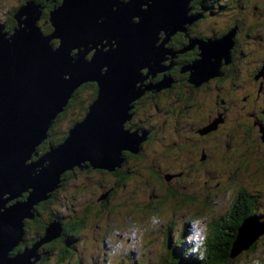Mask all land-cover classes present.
I'll return each mask as SVG.
<instances>
[{"label":"water","instance_id":"1","mask_svg":"<svg viewBox=\"0 0 264 264\" xmlns=\"http://www.w3.org/2000/svg\"><path fill=\"white\" fill-rule=\"evenodd\" d=\"M190 1L62 0L50 11L51 30L43 33L36 24L37 5L27 0L10 34L0 24V264H31L38 245L61 234L60 220H53L34 245L12 253L20 243L24 220L60 186L65 169L86 159L112 172L122 164L123 149L139 150L145 132H129L123 126L135 99L133 90L140 89L139 95L145 88L166 85L165 75L155 84L143 82L149 74L167 69L161 64L169 58L165 54L174 55L165 46L167 38L196 18L189 13ZM54 38L59 40L56 46ZM227 39L228 34L201 40L199 47L210 50ZM202 62L189 63L192 75L201 71ZM85 80H96L95 99L61 142L49 143L40 152L52 119L72 89ZM246 218L237 227V241L250 242L264 230L257 215Z\"/></svg>","mask_w":264,"mask_h":264},{"label":"rangeland","instance_id":"2","mask_svg":"<svg viewBox=\"0 0 264 264\" xmlns=\"http://www.w3.org/2000/svg\"><path fill=\"white\" fill-rule=\"evenodd\" d=\"M22 0H0V22L4 24V26L7 27L5 20H8L9 17H11L10 10L15 5L19 4V2ZM193 4L196 0H191ZM221 4L216 3L213 6V11L210 9V12L208 14L209 22L211 25H215L213 19H216L218 23L221 22L220 16L213 17L212 15L216 13V11H219L220 13L224 14L225 19L232 20L233 18H230V14H235L236 8L235 7V0H220ZM252 2H255L252 0ZM259 6L262 9V12L260 14L254 15L251 12L252 7H244V12L246 15L241 14L237 15V20L242 22V25H239V28H237L236 35H238V38L241 40H245V34L249 33L250 35L255 36L256 31H249V29L243 27V25L255 22L260 23L259 28L257 30L262 29L264 30V0H258ZM21 5L17 7V11ZM228 7V8H227ZM190 9L191 6H190ZM189 9V13H192ZM16 11V13H17ZM14 17L17 18V16L14 14ZM14 19V18H13ZM236 20V19H235ZM188 24V22H187ZM14 25H17L14 23ZM12 26L9 29H12L10 32L13 31L15 26ZM208 25V22L206 20H201L197 24L198 31H201ZM234 29H232L231 32L227 33L229 36V39L224 41V43L221 46H218L216 48L217 54H214L215 56H220L224 51H226V46H233V39L235 40V35L233 36ZM251 40V39H250ZM261 40L263 38L261 37ZM263 42V41H262ZM264 45V44H263ZM206 47V46H205ZM229 47V48H230ZM207 48V47H206ZM232 51V58L231 63L237 62L239 60H243L245 62L251 61L253 58L254 60H258L261 58V52H262V46L255 50L252 46V43H241L240 41H237L234 43V47L231 49ZM212 50H202L198 52V59L206 62L204 63L203 67L201 68V71L194 75H190L193 80H190L187 82L188 77L180 78L177 83L183 84V86L188 90H190V94L181 93L182 97L175 96L173 100H170L173 98L172 94L170 92V86L164 85L159 87V94L157 96L147 97L146 94L142 95L144 93L145 89H152L156 88L153 86L152 88H145L142 93L137 95L139 90H136L137 87L133 90V96H135V101L137 103V107L133 110L134 115L138 116L140 114H144V116L147 115V118L151 115H159L160 113L162 116L169 115L171 113H174L170 118L172 119V126L169 130L162 129L160 130L159 126L162 123L163 119L161 117V121H157L155 124H153V135L155 134V139H157L156 135L159 134L160 140L159 142L163 143H169V144H176L185 141L186 139L183 137L184 134H187L189 136H192L196 134V130L193 129V127H204L205 125L209 124H203L208 121L209 118H221V121L219 122V133L222 135L229 134L228 140L232 143L233 147L235 146H241L242 148H246L248 145L241 144L237 139L236 133H228V129L230 127L228 126H235V124L248 122L249 120L256 123L254 125L256 136L260 140L259 145L257 146L258 149H260L262 152H264V132L263 135L260 137L257 133H259V130L257 128V125L264 127V118L259 119L256 118L258 116V112H261L263 110L264 112V93L261 94L260 91L257 90L258 78H251L248 83V77L249 76H255V73H250V69L252 65L250 64V68H245L244 70L236 69L234 70V67H229L228 70L230 71V75L225 76L222 78L223 82H221L222 85L225 84L224 88H220L213 97V92L207 93L201 96L199 108L193 107V104H190L191 98H196L198 91L196 89H193L190 87V85H194L196 81H200L202 79L208 80L210 74L208 72L213 71L216 69L215 65L210 66L207 63H209L210 57L208 56ZM251 54H253L251 58ZM168 57H170V54L166 53ZM238 56V57H236ZM250 63V62H249ZM256 75L258 77L260 76L261 79L263 78L264 82V70H262L261 66L259 69H256ZM234 70V71H232ZM214 71L213 73H216ZM263 73V74H262ZM177 76V72L175 73V77ZM260 79V80H261ZM214 80V77L211 78L208 83H211ZM141 82V81H139ZM137 82V83H139ZM151 83V82H147ZM201 83V82H200ZM173 85H175L173 83ZM197 85V84H196ZM200 87H197L198 89H203V85ZM158 88V89H159ZM211 90V88H210ZM180 93L181 91L178 90ZM200 93H202L200 91ZM83 94H88V90H84ZM138 97L136 98L137 96ZM201 95V94H200ZM221 95H223L226 99L225 101L221 100ZM87 96V95H86ZM163 97V98H162ZM177 97L179 99H177ZM212 97V98H211ZM203 103H205V106H203ZM226 106V107H224ZM263 106V109H262ZM186 108V109H184ZM190 108L192 110H190ZM255 109V110H254ZM187 110V112H185ZM250 110V111H249ZM254 110V111H253ZM79 106L78 104H75L74 106H71V109L67 110L69 119H73L75 116L79 115ZM218 111V115L216 114ZM129 112V110H128ZM187 113V114H185ZM159 115V116H161ZM255 115V116H254ZM153 117V116H152ZM181 119H178V118ZM175 120H180L179 123ZM187 123L185 125V130L182 131L180 129L179 132L175 130V127L177 125H182L183 123ZM250 122V121H249ZM251 123V122H250ZM247 124V123H246ZM66 124L60 125L61 127L65 126ZM206 134V133H204ZM213 132H208L207 135H211ZM42 143V142H41ZM202 145L205 146L206 149H214L213 147V140L210 138H206V140H202ZM224 150V147L222 144L217 145L215 148V151ZM170 153H177L175 150H171ZM193 153H202L200 151H196ZM135 155H139V153H134ZM162 154V153H158ZM211 154V153H210ZM36 156V155H33ZM199 156V155H196ZM37 157H35L36 160ZM135 164H143V166H150L147 162V160L143 163H140L139 160H137V156L133 157ZM165 160V159H164ZM183 160V163H192L191 158L185 157ZM200 161L205 166L204 168H192L189 170H186L188 166L185 164V166L181 165L183 167L179 173L176 175L174 173H171L170 175L167 174V170L169 168L167 166H163L159 164L158 162H155L154 164L157 165L163 172L162 179L164 181H169L172 183L173 186H176L180 192L179 196H189L192 195L193 199L187 200L184 203H182L180 206L184 207V210H178L176 212H173L172 219H169L167 216L162 217L161 216V210L154 212L150 220L146 221V225L144 229L142 228V231L139 232L135 236L127 237L126 235H122L120 237H116L115 231L113 233H109L106 237V241L108 242V246L112 249H104L102 234L104 232V224L109 219L106 215L109 211L102 210L99 212L98 216H94L93 211L91 212L92 216H89V223L86 222L85 230L86 233H82L80 238L77 239V250L79 252V256L83 258V264H154V262L159 261L160 258L164 260V257L173 260L172 256L167 252L166 247V233L170 229L172 231V239L174 240H180L176 241L178 246H182L183 241L188 239V246L190 247L189 241L195 242L196 249H199L201 246V250L203 252V245H202V237L205 233L208 231V225L207 222L209 220V216L204 213L203 211L199 216L198 215H192L189 214L190 206L195 203L199 198H201V195H215L214 193L220 192L224 190V187H226V190L230 192L229 200L231 201H240L238 199L239 194V188H242V185L244 183L248 182L247 186H245V189L243 190V195L241 196L244 198V207L245 211L249 214L254 211H261L260 215L264 216V182L263 183H257L255 180L252 182L244 180L241 177V170H238L236 168H229L224 171H219L218 176L210 177V174L208 172L210 170L218 169V165L214 160L209 161L200 159ZM131 163V162H130ZM127 165H129L126 162ZM148 164V165H147ZM87 165V166H84ZM175 166H178V164H175ZM208 167H213L208 169ZM70 169H74V174L76 177H70L68 181L63 182V186L56 191L57 198H54L53 201L49 202V197L41 199V204L50 212H57L63 220L67 219L69 221H73L75 219H79L83 215V211L86 210V204L87 200L94 198L98 192L100 194L98 195L99 198L109 200L111 203H115L118 205L116 212L114 215H111V219L118 218L122 225H128L129 222H126L124 220V213L121 212L125 205L130 204V194L136 192L135 198L138 200V205H143L145 203V194L147 193L146 188H138L139 182H134L130 186H128V183L126 182L125 185H121L116 189L115 192L109 191L110 194H107L108 184H106L103 181H99V186L94 185V189L96 190L95 193H91V189L87 185V181L90 180V178L96 174L94 172L98 169V167L91 165L88 160H82L71 167ZM67 168V169H69ZM261 172L264 174V171L261 170ZM247 177L251 178L254 175H256V172L253 168H249L247 172ZM106 174H102L99 176V180H101L103 177H105ZM166 176V177H165ZM153 184L156 187H160L158 184L156 185L154 182ZM113 185V183L111 184ZM115 187V186H114ZM154 187V186H153ZM106 189V190H105ZM128 189V190H127ZM225 191V190H224ZM241 192V191H240ZM5 196L8 195V193H4ZM106 197V198H104ZM149 198L152 199V196ZM48 200V201H47ZM201 201V200H199ZM209 203V202H208ZM177 205H170L171 208H175ZM209 206L216 208L217 204L209 203ZM209 207L207 211L210 209ZM71 215V216H70ZM70 216V217H68ZM141 216H144L142 214H139L136 217V220L138 222L139 218ZM194 216V217H193ZM146 217V216H144ZM92 218H95L98 223L100 224L99 227L93 226L94 220ZM76 222V221H75ZM135 223V222H133ZM185 223H187L186 228L184 227ZM247 224L251 223V220L246 221ZM245 223V224H246ZM245 226V225H244ZM247 226V225H246ZM77 226L72 225L71 231H76ZM139 229V228H136ZM248 229V228H247ZM107 231V230H106ZM123 231V228L120 230ZM150 234V235H148ZM177 235L184 236V240L181 241L182 238H179ZM109 237V238H108ZM84 238V239H83ZM85 242V245L83 244ZM149 242V243H148ZM243 243H240L242 245ZM85 247L86 249L84 252H82L81 247ZM260 247H257L256 252L250 256H247V260L244 262H240L241 264H264V261H261L264 259V241H261L259 243ZM102 249L104 250V253H102ZM13 252V251H12ZM105 253H108L107 255ZM204 253V252H203ZM201 253L202 257H204V254ZM11 254V253H10ZM245 253L243 254L242 258L246 259L244 257ZM109 256V257H108ZM112 257H115L117 259H114ZM67 258V256H66ZM142 258V259H141ZM33 259L34 263L35 260L34 256L31 258ZM140 260V261H139ZM176 260V258H175ZM137 261L138 263H133ZM21 262H24L22 259ZM47 264H56L55 255L51 256L47 259Z\"/></svg>","mask_w":264,"mask_h":264},{"label":"trees","instance_id":"3","mask_svg":"<svg viewBox=\"0 0 264 264\" xmlns=\"http://www.w3.org/2000/svg\"><path fill=\"white\" fill-rule=\"evenodd\" d=\"M26 1L27 0H22L19 2V4L11 8L10 13L13 15H11V17H9L8 20H5L7 27L6 26L5 28L3 27V31H6L10 34V31L12 29L9 28H11L14 25V23H16L17 21L16 18L14 17V14L16 15L17 7L19 5L24 4ZM61 1L62 0H34L35 5H37L38 11L40 12L36 24L39 26V29L43 33H48L51 30V25L49 20L50 11L55 7V5L60 4ZM189 4L191 6L193 2L190 1ZM202 7L203 8L201 12H205V13L206 11L210 12L211 8L209 7V0H205L202 3ZM0 24L3 23L0 22ZM259 25L261 24L260 23L253 24V32L256 31L255 34L256 37L253 39L254 45L252 46L255 50H258L262 46V44H264V30L262 29L257 30V28H259ZM261 37L263 38V40H261ZM177 38L180 37L177 36ZM58 41L59 40L57 38H54L52 40L55 46L57 45ZM75 50L76 49H74V51ZM90 53H88L87 55H90ZM257 63L260 66H262L264 64V57L259 58L256 61H251L249 65L250 64L256 65ZM224 77L225 75H216L214 77V81L217 86V91L220 88L225 87V84L224 85L221 84V82H223L222 78ZM251 78L253 79L254 76H252ZM260 79L261 77H258V83H260V86L257 85V90L260 87V90L258 91H260L262 94L264 93V82H263V78L261 80ZM174 84L175 85L172 84V86L170 87L169 93H171L173 96V98L170 100H173L174 97L178 95L179 97H182L181 94L182 92L183 93L186 92L187 94H190V90L189 89L187 90L183 86V84L180 83H174ZM209 84L214 86L213 81ZM190 87L196 89L198 91V94L196 98H191L189 102L190 104H193L192 108L194 106L199 108L200 98L204 94V92L205 95L207 94V90L206 89L200 90L197 88L200 86H197L195 84L190 85ZM86 89L88 90V94H86L87 96L83 94V91ZM97 89H98V84L96 80L82 81L79 85H77L75 88L72 89L68 101L63 106V108L56 113V116L52 119V122L47 130V137L39 145L40 152L47 150L49 148V143L50 144L59 143L66 137V135L68 134L69 127L73 125L76 121L80 120L85 115V112L89 104L95 99L97 95ZM178 90L181 92L179 93ZM200 91L202 93H200ZM150 93L151 96L154 97L159 94V91L155 92L151 90ZM177 99L179 98L177 97ZM75 104H78L79 106V111H78L79 115L75 116L73 119H69V117L67 116L68 115L67 110L71 109V106H74ZM190 110L192 109L190 108ZM185 112H187V110ZM174 113H171L170 116H172ZM258 114L259 115L256 116V118L257 117H259L260 119L264 118L263 112H258ZM170 116H169V120L172 123V119L170 118ZM178 119L181 118L179 117ZM175 121L178 124L180 120H175ZM249 121L248 122L245 121L243 123L237 122L235 126L232 127L229 126L230 128L228 129V133H236V135L238 136L237 140L241 144L248 145L246 148L245 147L242 148L239 145L233 147L232 143L228 140V135L224 137L217 135V144L213 146L214 149L212 153L205 154L206 158H204L203 160H207V159L209 161L214 160L218 165V169L213 170L215 174L213 176L214 178L216 175L218 176L219 171H224L232 167L241 170L242 172L241 177L244 180L250 182L255 180L257 183L264 182V174L261 172V170L264 171V152H262L257 147L260 143V140L256 136L255 127H254V125L256 124L251 120ZM64 123L66 125L61 127L60 125ZM257 128L259 130V133L257 134L261 137L263 135L262 132L264 131L259 129L258 125ZM219 144H222L223 147L225 144L227 145L225 146L224 150L215 151V148ZM184 146H185L184 151L182 152L177 151L176 146L169 144L167 142L161 143L157 139L155 140V134H154L150 138L144 139V141L141 144V151L143 152V155L145 156L146 154L150 156L149 158H147V162H149L148 164H150V166L144 167L143 164H135V163H129V165H127L126 164L127 153H122L123 161L120 166H116V168H114V171L112 172H110L108 169H105L103 167H99L102 168L103 171L98 172L96 175L94 174L90 178V180L87 181V185L91 189V193H95L96 190L94 189V185L99 186V181L105 182L106 184H108V188H109L108 190L105 189L107 191L106 194L107 196L108 194H110L109 192L110 190L112 192H115L116 189L120 186V184L125 185V183L128 181L130 182L128 183V186H130L132 183L138 181L139 182L138 188L147 189V193L145 194L144 197L145 203L142 206L138 205V203L134 204L133 202H138V200L135 198L136 192H134L130 194L131 203L125 205V208L121 212L128 211L129 213H131L132 216H131V221L129 223L133 224V222H135L136 228H139L140 231H142V228L144 229L146 225L145 222L151 219L152 216L149 215L150 214L152 215L156 211L161 210L162 217L167 216L169 219H172L173 212H176L178 210H184V207L180 205L187 200L193 199V196L192 195L179 196L180 192L178 188L176 186H173L171 182L169 181L167 182L162 179L164 172L154 163L158 162L163 166H167L169 168V170H167L169 173L167 174L174 173L175 175L179 173L183 168L181 167L180 170L172 169V167L175 166V164H177L178 161H180L181 165L185 166L186 164L188 166L186 170L192 168H204L205 166L200 161V157L196 156L199 155V153H193L196 152L197 149H199V146L194 142L186 143L184 144ZM171 150H175L177 153H170ZM158 153H162V154H158ZM207 156L209 158H207ZM35 157L38 156H32L31 159H35ZM166 157L169 159L168 162L164 160V158ZM185 157L191 158L192 163H183L182 159H184ZM210 168L213 167H208V169ZM249 168H253L254 171L256 172V175H254L251 178H248L246 175ZM66 174L67 173H65V171H63L60 174V178H61V182L59 184L60 186H63L64 181H68ZM102 174H106V176L103 177L101 180H99V176ZM153 182L156 185L158 184L160 187H156L153 184ZM112 183L113 185H111ZM247 184L248 182L244 183V185H242V188H239L238 199L240 201L238 202L229 200L230 192L226 190V187H224L225 191L222 190L220 192L214 193L215 195L213 196L206 194L201 195V198H199L198 196V200L190 206L189 214H192L194 216L195 215L199 216L203 211H205L204 213H206V215L209 216V220L207 222L208 231L202 237V245H203L204 253L201 250V246L199 247V249H196L194 241H189L190 242V247H189L188 239H186L185 237V241H183L184 236L182 235L180 236L177 235L179 236V238H182L181 241H183L182 246H178L176 241H180V240L172 239V235H171L172 231L169 229L167 231L168 233H166V238H167L166 247H167V252L172 256L173 260H169L164 257V260L160 258V260L154 262V264H241L240 262H244L245 260H247V256L254 254L256 252L257 247H260L259 243L261 241H264V230L260 232L255 238H253L252 241L250 242L248 241L249 243L246 241L243 242L242 240H244V238H238L237 241V227L242 223L243 219L245 220L247 219L246 217H248V215L255 214L259 217V220L262 223H264V216L260 215L261 211H254V209H252L253 210L252 213L248 214L246 211H244L245 212L244 215L243 213L240 214L241 204L244 205L245 202L243 201L244 198L241 199L242 198L241 196L243 195L242 192L245 189V186H247ZM60 186L55 188L51 192V196L48 199L50 203L53 201L54 198H57L56 191H58L61 188ZM99 194L100 192H98V194L94 198L87 200L86 210L83 211V215L79 219H75L73 221L71 220L67 222L68 224L64 229L65 230L64 232L68 235L67 242L65 243L62 242L61 239H58V235H57V240L55 239L56 238L55 236L54 238L49 240V243L48 242L45 243L42 241L39 244V248L42 250V254L45 252V255L48 256L47 258L55 255L56 264H83V258L79 256L76 241L78 238L81 237L80 235L82 233H84L85 235L86 233L85 226L87 224L86 222L89 223V219H90L89 216H92L91 212L93 211L94 216H98L99 212L102 210L109 211L105 215L109 219L107 220V222H105L104 224L105 228L103 229L104 232L101 235L102 238L104 239L102 243L103 244L102 247L104 249L109 248L110 249L109 251L112 250L108 246L107 244L108 242L105 239L110 232L111 233H113V231L116 232L119 228L118 226L120 225V221L117 219H111V215H114L116 213L114 211H116L118 205L113 202L111 203L109 200L99 198L98 197ZM150 194L152 195V199L149 198ZM25 195L26 192H24L22 196H20V198H23ZM208 202L212 204H217L216 208L214 209V207L209 206ZM40 204L41 202L33 206L34 213L38 212L39 214V220L41 221L46 220L48 223H50L53 220L56 221L57 219L60 220V218H62L57 212H50L44 206L40 207ZM170 205H177V206L175 208H171ZM209 207L212 208L210 209V214L209 211H207ZM139 214H142L146 217L141 216L137 222L136 217ZM92 219L94 220L92 225L95 227H99L100 224L98 223V221L95 218ZM45 225L44 224L39 225V230H38L37 228H35V224H31V223L24 224L22 233L24 234V231H26L31 236H33V239L31 242H27L25 244H21V245L17 244L16 247L12 250L13 251L12 253L20 252L24 249V247H30L34 245L35 242L40 240L43 234L46 232L44 231ZM71 225L77 226L76 231L72 232L70 230ZM186 225L187 223H185L184 225L185 228ZM240 243L243 244L240 245ZM83 244L85 245V242ZM81 248H82V252H84L86 246L85 247L82 246ZM38 253L40 254V251L36 248V253H34L33 256H37ZM102 253H104L103 249H102ZM201 253L204 254V257H202ZM244 253H245L244 257L246 259L242 258ZM105 254L107 255L108 253ZM112 258L116 259L115 257ZM261 261H264V259H262ZM45 263L47 264V260L45 261ZM133 263H138V262L135 261ZM33 264H37V263H33Z\"/></svg>","mask_w":264,"mask_h":264},{"label":"flooded vegetation","instance_id":"4","mask_svg":"<svg viewBox=\"0 0 264 264\" xmlns=\"http://www.w3.org/2000/svg\"><path fill=\"white\" fill-rule=\"evenodd\" d=\"M204 1L205 0H196L194 2L195 4L191 5L192 9H190L192 14L194 13L196 15V18L194 20L188 21V24L186 22L185 26H184L185 29L183 31H176L173 34H171L169 36V38H167V40L165 42V46H166V48H169L170 50H172L173 53H174V55L172 57H171V54H170V57L166 58V59H163V61L161 63L163 65H166L167 69L161 70V71H156L154 75L149 74L144 79V82H143L144 84L147 83L148 81L153 83V84H155L164 75H165V78H166V81L164 83L166 85H169L170 87L172 86L173 83H177L180 78L188 77L187 78V82L190 81L192 79V77L190 75H192V74H191V69L188 68V65L194 59H198V52L202 51L201 47H199L200 46L199 42L201 40H205V39L213 40V39L220 38L221 36L226 35L227 33L231 32L232 29H234V32H232L233 36L235 35V37H236L235 40L233 39L234 43L237 42V41H240L242 44L243 43L244 44L245 43L248 44L249 42H251L252 45H254L253 39L256 36L252 37V35H250L249 33H246L245 34V40L243 41V40L238 38V35H236V32H237L236 29L239 28V25L240 26L242 25V22L237 20L239 18V17L237 18V15H241V14L246 15L245 12H244V9H242V8H244V7L247 8L249 6L252 7L251 12L254 15L260 14L262 12V9L259 6L258 0H253L255 2H252V0H235V7H237L236 8V12L237 13L230 14V18L234 17L232 20H228L227 18L225 19L224 14L220 13L219 11H216V13L213 14L212 16L213 17L220 16L221 18H219V19H221V22L218 23L216 19H213V20H215L214 21L215 25H211L210 22H209V17H208V12L209 11H206V13L205 12H201V10L203 8L202 7V3ZM216 3L221 4V1L220 0H209V7L212 9V11H213V6ZM201 20H206L208 22V25L206 27H204V28H201L203 30L198 31L197 24ZM254 23L255 22L243 25V27L253 31V24ZM4 28H5V26H4ZM177 36H179L180 38H177ZM215 43L217 44V42H215ZM234 43H233L232 47L228 48V51H227V53L225 55L215 56L214 54H216V53L214 52V50H216V48H217L216 46L213 47L212 49H210L212 51L210 52L209 57H210L211 61L216 62V65H215L216 69L213 70V71L208 72L210 74V76H209L207 81H206V79H202V80L199 81V83L197 81L194 83L195 85L197 84V86H200V87L203 85V90L206 89L207 93H211L210 91H212L213 92L212 97L215 94H217L218 92H217V86H216L214 80H213L214 86L210 85L208 83V81L211 78L215 77L216 75H225V76L230 75L231 73L228 70L229 67L230 68L234 67V70H236V69L244 70L245 68H250L249 62L251 63V61H256V60H254L252 58L253 54H251L250 55L251 58H252L251 61L245 62L243 60H239L237 62L231 63V58H232V56H231L232 55V52H231L232 50L231 49L234 47ZM216 44H214V45H216ZM90 52H93V50L90 51ZM90 52H88V53H90ZM260 55H261V58L264 57V45L263 44H262V52H261ZM236 57H238V56H236ZM211 61L209 63H207V64L210 65ZM202 63L204 65V63H206V62H202ZM203 65H201V66L203 67ZM254 67H256V69H259L260 65L258 63L256 65H252L251 69L249 70L250 73H251V70H252L253 73H255L254 78H258V75H256V70L254 69ZM261 68H262V70H264V64L261 66ZM216 70H217V72L213 73ZM234 70H232V71H234ZM145 71H146V68L143 69V72H145ZM176 72H177V76L175 77V73ZM251 77L252 76H249L247 78L248 79V83H249ZM258 86H260V83L258 84ZM210 88H211V90H210ZM151 90L156 92V91H159L160 88L158 89L156 87V88H152V89H145L144 93L142 95L146 94L147 97H152L151 93H150ZM258 90H260V87H259ZM138 97H141V95L137 96L136 98H138ZM220 97H221L222 101H225L226 98L223 95H221ZM203 106H205V103H203ZM136 107H137V103H136L135 99H133L130 102L129 115L124 120V123H123V126H124V128L127 131L133 132L136 129H141V130H143L145 132V138L144 139H147V138H150L151 136H153V124H155L157 121H161L160 120L161 117H162L163 121H162V123L159 126L160 130H162V129L169 130L170 127L172 126V123L169 120L170 114L166 115V116H162L160 113H158L161 116H159V115H151L148 118H147L148 114H146V116H144V114H140L138 116H135L133 110ZM224 107H226V106H224ZM216 112H217L216 114L218 115V111H216ZM261 112H263V110H261ZM257 118H259V117H257ZM220 121H221V118H218V119L217 118H209L208 121L206 123H203V124H207L209 122L210 123L205 125L204 127L203 126L202 127H193V129L196 130V134H194L192 136L184 134L183 137L186 139L185 141L180 142V143H176V144H172V145L177 147V151L182 152V151L185 150L184 144L190 143V142H194V143H196L199 146V149H197V151L202 152V153H199L200 159H204V158H206L205 154L206 153H212L213 149L212 150L206 149L205 146L202 145V143H201L202 140H206V138H210V139L213 140V146H214V145L217 144V135H220L221 137L229 135V134L222 135L221 133H219V127L218 126H219V122ZM186 124L187 123L185 122L182 125H177L175 127V130L177 132H179L180 129L182 131H184L185 128H186L185 127ZM259 129L264 131V127L263 126H259ZM208 132H213V134L207 135ZM204 133H206V134H204ZM156 137H157L158 140H160L159 134ZM144 139L141 140V142L139 143V150L137 152H135V153H139V155H135L134 152H132L129 149H123L121 151V153H127V160L126 161H127L128 164L130 162L131 163L134 162L133 157H135V156H137V160H139L140 163L145 162L147 160V158L150 157L149 155H146V154L144 156L143 152L141 151V144L144 141ZM218 143H220V142H218ZM226 145L227 144L224 145V148H225ZM38 154H41V153H38ZM207 158H209V157L207 156ZM164 159H165L166 162L169 161V159L167 157L164 158ZM177 164H178V166H173L172 167L173 170H180V168H181L180 161H178ZM84 166H87V165H84ZM64 171H65V173H67L66 175H67V179L68 180L72 176L76 177L75 174H72L75 171L74 169H70L69 168V169H65ZM102 171H103L102 168L98 167V169L95 170L94 172H96V174H97L98 172H102ZM113 171H114V169H113ZM166 172H168V171H166ZM212 172H213V170H210L208 172V174H210L211 178L215 175L214 172L213 173ZM149 196L151 197L152 195L150 194ZM241 199H243V198H241ZM40 207H43V205L40 204ZM244 209H245L244 205L241 204L240 214L243 213V215H244V213H245ZM123 213L125 214L124 215V220L126 222H130L131 221V216H132L131 213H129L128 211H124ZM70 216H68V217H70ZM116 219L119 220L118 218H116ZM68 221H69L68 218L65 219V220L60 218V222L62 224V231H61V234L58 235V239H61L62 242H65V243L67 242L68 235L64 232L65 231L64 229L67 226V224H68L67 222ZM46 222H47L46 220H43V221L39 220V214L37 212V213H34L32 218L25 219L24 224H29V223L35 224V228H37L39 230V225H43V224L45 225ZM47 223H46V225H47ZM46 225H45V227H46ZM118 227H119L118 230L115 232L116 237H120L122 235H126L129 238V237L135 236L139 232H141L139 229H136L135 223L128 224V225H126V224L122 225V223L120 222V225ZM71 228H72V225L70 226V230H71ZM122 228H123V231H120ZM44 231H45V228H44ZM36 237H38V236H36ZM32 239H33V236H31L29 233L24 231V234L22 235V239H21V241H20V243L18 245L25 244L27 242H31ZM55 239L57 240V236H56ZM49 240H45L43 242H45V243L48 242L49 243ZM37 249L40 251V254H39V258L37 260H35L34 263L46 264L45 261L48 259L47 258L48 256L45 255V252L42 254V250L39 248V245H38ZM45 251H46V248H45Z\"/></svg>","mask_w":264,"mask_h":264},{"label":"bare ground","instance_id":"5","mask_svg":"<svg viewBox=\"0 0 264 264\" xmlns=\"http://www.w3.org/2000/svg\"><path fill=\"white\" fill-rule=\"evenodd\" d=\"M214 44H216V43H214ZM217 44H219V42H217ZM92 50H94V48H92L90 51H92ZM90 51H88V52H90ZM201 65H203V63ZM242 241L245 242L244 240H242Z\"/></svg>","mask_w":264,"mask_h":264}]
</instances>
